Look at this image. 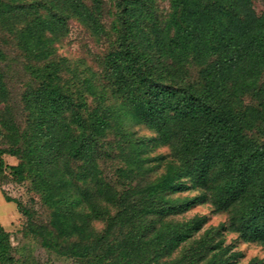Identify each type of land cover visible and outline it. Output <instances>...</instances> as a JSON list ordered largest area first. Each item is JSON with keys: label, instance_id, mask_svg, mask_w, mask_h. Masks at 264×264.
I'll return each instance as SVG.
<instances>
[{"label": "trees", "instance_id": "obj_1", "mask_svg": "<svg viewBox=\"0 0 264 264\" xmlns=\"http://www.w3.org/2000/svg\"><path fill=\"white\" fill-rule=\"evenodd\" d=\"M167 12L159 17L154 0H0V61L17 59L29 77V144L0 148V175L27 163L6 166L5 153L29 157L36 186L52 191L65 168L56 184L78 181L92 209V225H76L83 241L52 245L59 253L88 264H232L241 253L228 230L264 245V0H170ZM73 19L107 43L101 72L59 56ZM12 42L19 56L7 53ZM14 99L0 69V119L11 127ZM124 108L152 134L133 138ZM159 147L169 151L153 154ZM119 159L108 177L102 164ZM200 203L227 219L185 243L208 217L175 216ZM9 233L0 225L3 256Z\"/></svg>", "mask_w": 264, "mask_h": 264}, {"label": "rangeland", "instance_id": "obj_2", "mask_svg": "<svg viewBox=\"0 0 264 264\" xmlns=\"http://www.w3.org/2000/svg\"><path fill=\"white\" fill-rule=\"evenodd\" d=\"M154 3L158 9L159 17L167 16L170 0H154ZM95 36L79 21L73 19L70 33L56 44L59 56L65 57L72 66L85 64L89 70L101 72L98 59L107 51L105 50L107 43L103 44V40L100 41ZM1 38L2 33L0 32V43L2 42ZM4 46L10 57L19 56L20 52L13 42L4 44ZM0 69L5 71L12 96L17 102L13 107L15 126L11 127L9 123H4L0 119V148L7 151L20 146L27 148L29 134L26 135L25 129L28 128L29 113L21 103V93L24 90L26 79L29 78L28 74L17 59L11 61L7 66H4V62L0 61ZM68 74L70 72L66 70L65 75ZM87 96L92 98L89 93ZM0 107L3 111L5 110L4 104H1ZM121 115H123L121 120L126 128L131 132H137L133 134V138L152 134V131L144 124H135V120L128 115L126 108L122 110ZM168 151L167 147H159L154 149L152 153L158 154ZM4 155L6 166L27 163L24 167L20 165L18 170H12V168L5 167L4 164L3 172L0 175L2 193L8 194L14 200V202H8L0 196L1 218L5 220L6 217H10V214L12 217L9 224H6V228L10 231L8 234L9 241L5 245L7 247L5 255L0 253V264H88L86 259L70 253H59L52 247V245L59 243L63 250H66L74 242L83 241V233L77 230L76 225L82 224L83 218L89 222L92 209L91 207L88 208L89 204L84 197L83 189L77 187L78 181L56 184L59 181L58 178H61L59 171L62 172L63 176L68 177V171L57 166L54 175L56 181L52 184L54 188L52 191L45 190L43 187L36 186V173L28 167L29 157L20 160L15 155L13 157L9 156L8 153ZM122 165H125L122 159L108 160L102 164V168L108 177H114L117 175V168ZM164 170V167L161 168L159 173ZM197 193L199 190L190 188L181 192L183 195H195ZM60 196L63 199H59ZM14 204H16V208L14 207L12 210ZM197 215H206L208 219L203 223L201 230L185 243H190L200 237L211 225L218 226L227 219V214L214 212L211 204L200 203L189 210L176 214L175 220H189ZM89 224L91 226L92 222ZM94 225L98 228L102 227L100 222H95ZM83 228H85V224H83ZM225 243H232L234 245L232 251L241 253L234 258L235 262L232 264H248L254 257L258 258V263L264 264L263 244L244 241L238 237V233L231 230H228L226 234ZM187 247L188 244L181 245L172 254L165 255L162 260L170 262L182 256L183 249ZM93 264L97 263L93 262ZM107 264H120V262L112 259L108 260Z\"/></svg>", "mask_w": 264, "mask_h": 264}, {"label": "crops", "instance_id": "obj_3", "mask_svg": "<svg viewBox=\"0 0 264 264\" xmlns=\"http://www.w3.org/2000/svg\"><path fill=\"white\" fill-rule=\"evenodd\" d=\"M9 156H11V157H13V155H11V154H9ZM3 158L6 160V157H5V155H3ZM11 164V163H10ZM2 188L0 187V196L1 197H4V199L6 200V201H8V202H14V201H12V200H8L7 198H6V196H5V194L4 193H2V190H1ZM15 206H13V208H12V210L14 209V207L16 208V204H14ZM10 212V211H9ZM11 219H12V217H11V214H10V217H6V219L5 220H3L2 218H1V215H0V225H2L3 227H5V229H7L6 228V224L8 223L9 224V222L11 221ZM8 230V229H7Z\"/></svg>", "mask_w": 264, "mask_h": 264}]
</instances>
